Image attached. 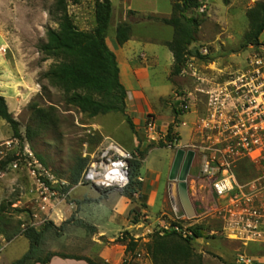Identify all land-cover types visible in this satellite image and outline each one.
I'll list each match as a JSON object with an SVG mask.
<instances>
[{
  "label": "rangeland",
  "instance_id": "1",
  "mask_svg": "<svg viewBox=\"0 0 264 264\" xmlns=\"http://www.w3.org/2000/svg\"><path fill=\"white\" fill-rule=\"evenodd\" d=\"M95 1L67 2V13L78 30L95 27ZM53 2L0 0V96L20 132V138H14L9 125L0 119V258L4 261L0 264H11L28 250L29 242L22 235L26 229L45 226L42 255L67 253L107 264H152L146 251L150 236L178 226L200 236L190 237V246L199 257L189 264H264V224L257 236L232 224L222 211L226 200L213 194L210 182L201 174L205 145L209 140L219 145L223 138L219 117L212 115L221 103L224 83L234 79L254 52H260L264 64V31L256 44L245 40L249 30L246 13L264 0H198V7L186 13L198 22V31L175 77H170L173 58L165 46L172 39V28L145 20L152 10L131 6L123 23L130 27L129 43L138 49L126 58L123 77L127 82L138 78L140 88L125 89L124 115L95 117L66 104L62 87L44 77L54 61L45 59L37 46L45 41L48 28L57 27L48 15ZM111 2L114 15L105 43L113 50L114 21L121 7L129 3L119 6L117 0ZM202 5L205 8L200 12ZM163 9L164 13L171 11L166 5ZM133 30L135 37L130 38ZM26 81L30 89L25 87ZM134 92L142 97H134ZM181 105L186 106L183 112L179 111ZM36 109L42 110L43 120L34 115ZM148 118L155 122L153 131L146 127ZM160 122L165 123L162 129ZM168 125H173L175 142L171 146L165 139ZM109 141L130 153V162L139 164L131 186L135 193L128 198L123 191L117 192L124 197L122 211L111 210L112 202L104 191L94 193L92 187L79 185L88 164ZM178 150L184 156L193 153L185 182L191 217L177 194V180L168 179ZM81 159L86 161L85 168L78 182L72 183V173ZM34 162L40 166L38 171ZM31 170L54 187L55 197L44 209ZM254 171L247 160L235 166L239 180L248 179ZM124 232L129 234L126 240L122 239ZM130 237L137 240V247L125 253ZM100 254L105 258H99Z\"/></svg>",
  "mask_w": 264,
  "mask_h": 264
},
{
  "label": "trees",
  "instance_id": "2",
  "mask_svg": "<svg viewBox=\"0 0 264 264\" xmlns=\"http://www.w3.org/2000/svg\"><path fill=\"white\" fill-rule=\"evenodd\" d=\"M53 1L52 6L48 9V15L57 27L55 29L48 28L45 33V41L37 46V51L45 59L50 58L54 61L44 77L55 81L62 87L66 94V104L77 108L79 112L88 117L108 113L124 115L126 90L119 80L116 57L105 43V33L111 17L110 1H95V27L92 31H80L74 26L67 13V2L73 0ZM198 5V0H172L169 18L145 17L147 21L162 23L173 30L172 39L165 44L173 58L170 77L180 74L186 61L187 48L195 41L199 24L195 19L187 17L186 13ZM128 13L132 14L133 12ZM246 15L249 20V30L245 35V40L256 44L259 35L264 31V2H257L253 8L247 11ZM129 35V25L118 24L115 29L116 44L122 46L129 40ZM33 113L38 119L43 120L42 110L36 109ZM0 119L9 125L14 138H20L18 122L8 111L2 96H0ZM126 122L132 129V123L127 117ZM172 127L173 125H168L166 142H170L173 138ZM159 145L164 146L162 142ZM85 165L86 161L81 159L78 167L72 173V183L78 182ZM129 166V184L125 189L120 190L124 192L123 196L128 198L135 193L131 186L139 164L130 162ZM133 223H136V220ZM48 226L55 228L51 223ZM46 228L47 226L40 230L28 228L22 233L29 242V248L21 258L11 264H48L53 257L84 261L86 264H107L100 259L92 260L87 257L54 252H46L42 255L41 243ZM192 235L196 238L200 237L196 232H192ZM128 237L129 234L124 232L122 239L126 240ZM136 247L137 240L130 237L125 253L133 252ZM146 251L152 264H189L194 257H199L194 254L190 246V237H183L174 230L166 231L163 234L153 233L149 243L146 244Z\"/></svg>",
  "mask_w": 264,
  "mask_h": 264
},
{
  "label": "built area",
  "instance_id": "3",
  "mask_svg": "<svg viewBox=\"0 0 264 264\" xmlns=\"http://www.w3.org/2000/svg\"><path fill=\"white\" fill-rule=\"evenodd\" d=\"M204 8L202 5L199 11ZM219 95L221 103L212 116L218 115L223 138L219 145L210 140L205 145L201 174L210 182L213 194L226 200L222 211L228 220L242 231L257 236L264 224V64L260 52L248 56L234 79L224 83ZM211 99L209 106L213 108L215 104ZM185 109L186 106L181 105L179 111ZM146 127L153 131L155 122L148 118ZM173 142L175 139L166 143L171 146ZM131 160L130 153L109 141L99 156L88 164L79 185L100 191L123 190L129 184ZM242 160H247L255 171L248 179L239 180L235 166ZM34 164L38 171L40 166ZM30 175L41 190L44 209L55 197L54 187L37 178L40 174L36 170H31ZM45 175L51 179L46 172ZM172 230L183 237L192 236V232L178 226Z\"/></svg>",
  "mask_w": 264,
  "mask_h": 264
},
{
  "label": "crops",
  "instance_id": "4",
  "mask_svg": "<svg viewBox=\"0 0 264 264\" xmlns=\"http://www.w3.org/2000/svg\"><path fill=\"white\" fill-rule=\"evenodd\" d=\"M109 1L111 3V17H110V21H111L113 19V15H114V6L112 5L111 0H109ZM117 1L119 3V6H121L122 4H126V3H129V5H128V7H124L122 5L123 7H121V9H120L119 15H118L116 21H114L115 22L114 27H117L118 24H121V23H123L124 20H126L127 17L125 16V12L127 11V9L131 8V6L134 8H137L136 10L144 11V12H146L145 9H141V7L142 8H148L149 10H152V12H150V16L152 15V16H156L158 18H169L170 14H171L170 10H168V12L166 11V13H164L165 11L164 12L162 11V10H164L163 8L165 5L169 6V9L171 8L170 0H117ZM135 4H137V5H135ZM134 31L135 30L132 31V35L130 38L135 37V35H133ZM129 42H130V39L126 43H124L122 46H118L116 44L114 46L113 50H111V51L114 53V55L116 57V61H117L118 69H119L120 83L127 90L128 89L135 90L137 88L138 89L140 88L138 78L136 79L135 77L134 78L132 77V79L129 80V82H127L123 77V73L125 72V68H126V66H125L126 58L131 54V52L133 50L138 49V47L131 45ZM106 45L108 46L109 49L112 48L111 46H109V44L107 42H106ZM169 55H170V53H169ZM170 57L172 59V55H170ZM24 85L27 89H30V87H31L30 83L27 81L24 83ZM132 95L134 97H137V98L142 97V95L140 93L134 92ZM163 125H165V123L160 122L158 127L160 129H162L164 127ZM92 188H93V192L96 193L98 189H96L95 187H92ZM117 192H118V190L117 191L116 190H110L109 193L106 192L104 195H107L109 200H111V202H112V205L110 207L111 210L122 211V206L124 205L123 204L124 197L120 196ZM177 194H178V191H177ZM178 196H179V194H178ZM97 208H98V206L95 205L94 209H97ZM92 227L94 229H97V226L94 223L92 224ZM64 255L72 256V255L67 254V253H64ZM99 258H105V255L100 254ZM0 260L4 263L3 258H0ZM48 264H86V263L84 261H77V260H72V259H63L60 257H53Z\"/></svg>",
  "mask_w": 264,
  "mask_h": 264
},
{
  "label": "water",
  "instance_id": "5",
  "mask_svg": "<svg viewBox=\"0 0 264 264\" xmlns=\"http://www.w3.org/2000/svg\"><path fill=\"white\" fill-rule=\"evenodd\" d=\"M184 157V158H183ZM193 158L192 152H187L184 156V152L178 150L175 154L173 164L169 173V180H177L176 189L179 194L181 204L188 217L192 216L191 207L188 202L186 194V177L190 168V164Z\"/></svg>",
  "mask_w": 264,
  "mask_h": 264
}]
</instances>
